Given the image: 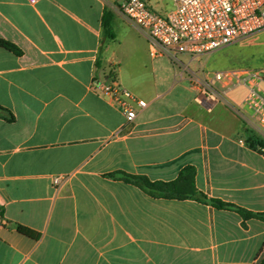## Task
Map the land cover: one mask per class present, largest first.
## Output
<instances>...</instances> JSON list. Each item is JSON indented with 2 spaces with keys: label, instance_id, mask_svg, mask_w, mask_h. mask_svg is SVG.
I'll use <instances>...</instances> for the list:
<instances>
[{
  "label": "crops",
  "instance_id": "1",
  "mask_svg": "<svg viewBox=\"0 0 264 264\" xmlns=\"http://www.w3.org/2000/svg\"><path fill=\"white\" fill-rule=\"evenodd\" d=\"M124 1L0 0V38L22 50L0 45V264H264V219L107 176L169 181L193 165L209 196L264 212V153L242 119L190 75L161 76L172 60ZM111 77L148 102L134 120L93 88Z\"/></svg>",
  "mask_w": 264,
  "mask_h": 264
},
{
  "label": "built area",
  "instance_id": "2",
  "mask_svg": "<svg viewBox=\"0 0 264 264\" xmlns=\"http://www.w3.org/2000/svg\"><path fill=\"white\" fill-rule=\"evenodd\" d=\"M39 0H29L37 3ZM167 14L146 0H125L122 12L146 32L155 56L166 55L190 70L193 83L216 101L223 102L242 119L247 131L264 142V72L250 67L216 69L201 78L178 57L191 60L264 31V0H172ZM190 60V61H191ZM244 87L243 99L231 100L233 89ZM93 88L118 105L127 121L134 120L148 102L123 87L117 79L95 80ZM264 151V147H263ZM59 177L54 179L58 183Z\"/></svg>",
  "mask_w": 264,
  "mask_h": 264
},
{
  "label": "trees",
  "instance_id": "3",
  "mask_svg": "<svg viewBox=\"0 0 264 264\" xmlns=\"http://www.w3.org/2000/svg\"><path fill=\"white\" fill-rule=\"evenodd\" d=\"M111 18L112 13L110 11H106L104 15V25L107 29V32L112 35V27H111ZM0 45L14 51L17 54H21L22 50L15 45L14 43L0 38ZM5 110L2 106H0V110ZM14 117L11 116L10 119ZM247 142L249 146L259 150L264 153L263 147L264 142L260 140L256 135L250 134L248 135ZM196 174L197 168L193 165L185 166L180 172L177 178L169 181L165 180H157L152 181L149 177L145 175H136L128 172L117 171L108 173L107 176L124 180L127 183L133 184L135 186L140 187L145 190L147 194L153 197H161L164 199H187L192 198L201 203L211 204L216 208H226L233 209L239 212L244 218H260L264 219V212H253L244 207L238 206L234 203L224 201L217 197H212L206 194L204 191L200 190L197 186L196 182ZM0 214L3 215V208L0 207ZM17 230L29 237L34 239L41 238V232L36 231L28 226L19 224L17 226Z\"/></svg>",
  "mask_w": 264,
  "mask_h": 264
},
{
  "label": "rangeland",
  "instance_id": "4",
  "mask_svg": "<svg viewBox=\"0 0 264 264\" xmlns=\"http://www.w3.org/2000/svg\"><path fill=\"white\" fill-rule=\"evenodd\" d=\"M178 57L185 64H188L191 70L196 71L197 75L201 78H206L216 69L228 68L230 66L256 68L264 72V31L247 40H242L217 51L202 55L197 59L191 60V57L187 54H180ZM171 60L172 65L169 62H163L161 66V76L167 82L170 79L171 69L174 68L175 73L183 70L181 64L173 59ZM183 73L184 75H190V70H185ZM188 84V82H184V85ZM179 90L186 91L187 89L183 87ZM244 93L245 88L238 87L230 95L239 102L243 99Z\"/></svg>",
  "mask_w": 264,
  "mask_h": 264
}]
</instances>
